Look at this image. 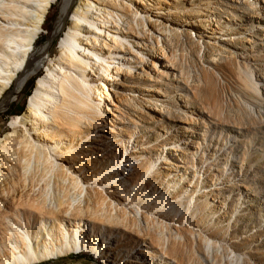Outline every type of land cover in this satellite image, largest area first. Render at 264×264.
Masks as SVG:
<instances>
[{
	"label": "bare ground",
	"instance_id": "bare-ground-1",
	"mask_svg": "<svg viewBox=\"0 0 264 264\" xmlns=\"http://www.w3.org/2000/svg\"><path fill=\"white\" fill-rule=\"evenodd\" d=\"M192 1L0 0V105L38 75L25 110L11 118L9 131L0 136V264H35L88 250L105 264H163L142 260V245V252L131 253L143 242H148L143 244L152 258H169V246L183 248L189 239L199 249L203 243L214 245L217 234L208 233L204 218H195L196 211L187 222L195 218L200 226L198 240L175 215L169 217L171 223L168 215L149 210L157 201L155 208L166 211L169 205V210L179 211L184 205L180 197L190 203L186 214L191 204L194 210L198 197L205 195L201 175L196 182V173L192 179L186 173L170 176L178 158L184 162L182 157L169 150L166 156L173 165L162 170L159 158L148 153L149 143L141 142L139 132L122 117L127 106L138 118L141 111L153 117L172 106L162 98L166 96L160 86L146 83L158 84L170 66L174 53L165 44L173 37L190 38L202 57V49L218 58L232 57L231 32L219 35L222 29H217L215 17L223 1ZM53 4H58V13L51 34H63L51 54V38L39 40ZM177 12L205 17L174 22ZM199 22L210 25L209 38L216 41L204 39L207 28ZM150 91L159 98L144 93ZM126 138L128 144L132 141L131 149ZM158 182L166 196L176 192V184L183 185L175 202L167 198L163 205ZM130 231L138 243L129 244L128 250V244L121 243ZM227 243L219 240L216 248L230 249ZM121 248L127 250L123 255L117 251Z\"/></svg>",
	"mask_w": 264,
	"mask_h": 264
},
{
	"label": "rangeland",
	"instance_id": "rangeland-1",
	"mask_svg": "<svg viewBox=\"0 0 264 264\" xmlns=\"http://www.w3.org/2000/svg\"><path fill=\"white\" fill-rule=\"evenodd\" d=\"M222 1L223 9L215 16L219 24L217 29H222L219 35L231 32L229 34L232 36L233 43L228 47L233 54L232 57L218 58L205 49L202 50L206 56L203 54L202 57L201 53H198L197 45L191 40L192 43L190 38L180 39L181 43L178 37H173L165 46L168 50L171 49L170 53L175 54L172 55L175 60L171 58L170 66L164 70L166 72L158 84L146 83L160 86L166 96L162 98L169 101L172 109L171 107L167 111L163 109L160 115L153 117L146 111H141L140 118L136 117L131 110L132 106H127V109L123 108L122 111L124 121L130 125L131 129L139 132L140 141L149 143L147 145L151 146L149 147L151 150L149 149L148 153L159 158L158 165L162 170L164 167L173 165L167 158L168 155L166 156V152L170 150L180 155L179 157H182L181 159L185 162H180L178 158L174 168L169 171L172 173L170 176L186 173L187 179H192L196 173L198 174L194 178L196 182L201 175L199 180L205 195L198 197L194 210V205L191 204L188 213H185L190 203L183 197L177 199L184 203L179 211L175 208L169 210V205L166 206V211L159 207L155 208V205L159 204L157 201L151 204L149 210H153L155 215H168L166 220L171 223L172 220H169V217L175 215V219L181 221L179 224L184 226V229L195 231L194 237L197 240L201 231L194 219L204 218L203 227L206 226L208 233L213 232L218 236L212 238L215 246H209L210 249L204 243L200 249L195 248V243L189 242L192 239H189L183 248L180 245L169 246V250H165L166 254L170 252V254L168 252L169 258L161 254L152 258L149 255L151 249L146 246L148 242H143L146 245L140 244L131 254L135 256L139 250L142 252L144 250L142 245L145 250L140 257L143 256L142 260L145 262L264 264V0H256L257 3L248 6H244L241 1ZM72 9L73 7L70 8L68 17ZM202 11L207 15L215 14ZM57 13L58 4H53L49 9L39 40L40 43L47 37L51 38V54L57 51L59 38L63 34L62 31L54 38L51 34ZM199 14L200 12H196L193 17H189L177 12L178 20H172L181 22L183 17L193 22ZM199 16L197 20L205 17ZM199 23L207 28L203 29L204 39L216 41L209 38L211 33L208 26L210 25ZM192 30L195 33L196 29ZM207 56L210 57L207 58ZM37 76L31 77L21 91L16 93L13 100L0 105V136L9 131L8 123L11 118L25 110L28 96L35 88ZM148 86L145 87L148 88ZM144 93L150 97L159 98L152 91ZM184 100L186 103L183 102ZM140 134H143V137H140ZM125 143L131 149L132 141L128 144L126 138ZM154 145L157 146L154 147ZM170 184L173 185V182ZM156 185L159 188L157 192L159 199L164 201L171 198L174 202L176 201L174 195H179L183 186L176 184V192L166 196L161 189V182ZM211 188L215 190L208 192L207 190ZM137 201L140 205L145 204L140 199ZM165 203L166 201L163 205ZM192 211H196V216L187 222V217ZM219 212L222 214H218ZM174 228L177 227L174 226ZM124 234L125 240L121 244H128L129 250L131 247L129 244L135 245L136 241L138 243V238L131 231ZM208 235L202 233L204 237ZM218 239L224 245L227 240L230 249H217ZM189 243H191L190 246H188ZM119 250L122 255L127 251L122 248L117 251ZM156 251L159 250L156 249ZM35 264L105 263L103 259L88 250L79 253L71 252ZM132 264L136 263L132 262Z\"/></svg>",
	"mask_w": 264,
	"mask_h": 264
}]
</instances>
